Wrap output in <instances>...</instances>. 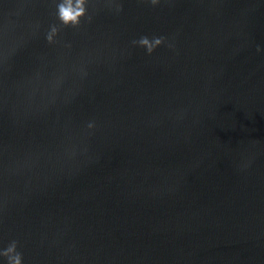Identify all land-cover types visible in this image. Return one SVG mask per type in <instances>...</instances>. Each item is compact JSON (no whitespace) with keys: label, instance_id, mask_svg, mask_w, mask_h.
I'll list each match as a JSON object with an SVG mask.
<instances>
[{"label":"water","instance_id":"1","mask_svg":"<svg viewBox=\"0 0 264 264\" xmlns=\"http://www.w3.org/2000/svg\"><path fill=\"white\" fill-rule=\"evenodd\" d=\"M58 2L0 0V249L264 264V0Z\"/></svg>","mask_w":264,"mask_h":264},{"label":"clouds","instance_id":"2","mask_svg":"<svg viewBox=\"0 0 264 264\" xmlns=\"http://www.w3.org/2000/svg\"><path fill=\"white\" fill-rule=\"evenodd\" d=\"M87 0H59L56 3V18L59 20L60 25L78 27L81 24V18L86 17L90 21L91 16H88V9L85 7ZM112 0H109L111 3ZM152 6H156L160 3V0H146ZM115 12L119 13L123 10L122 3H115ZM87 13V15H86ZM60 28L57 24L53 23L50 26V30L46 34V40L52 44L56 41L54 37L60 32ZM167 40L165 36H153L149 38L147 35H142L138 39L131 41L132 45L139 46L146 49L148 55H151L157 47L164 44ZM70 47V45H68ZM168 47H173L172 44H168ZM261 51L259 45H257V52ZM88 128H93L94 123L89 122ZM18 241L12 240L8 246L4 249H0V256L5 257L7 264H22L23 254L17 250Z\"/></svg>","mask_w":264,"mask_h":264}]
</instances>
